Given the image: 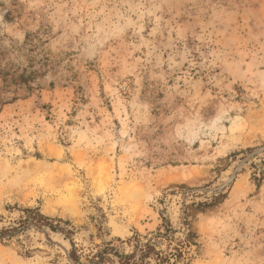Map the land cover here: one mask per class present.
<instances>
[{"label": "rangeland", "instance_id": "1", "mask_svg": "<svg viewBox=\"0 0 264 264\" xmlns=\"http://www.w3.org/2000/svg\"><path fill=\"white\" fill-rule=\"evenodd\" d=\"M263 146L264 0H0V264L163 226L190 264H264V153L204 192Z\"/></svg>", "mask_w": 264, "mask_h": 264}, {"label": "trees", "instance_id": "2", "mask_svg": "<svg viewBox=\"0 0 264 264\" xmlns=\"http://www.w3.org/2000/svg\"><path fill=\"white\" fill-rule=\"evenodd\" d=\"M210 204H203V206ZM201 206V207H203ZM25 218L22 224L29 222L41 228H47L52 232H63L58 226H53L49 218L42 216L37 210H24ZM60 222V221H58ZM164 233H158L152 239H145L135 236L130 241L132 245V253H119L110 243L91 252L86 256L89 264H190L188 252L186 249L196 245L193 240L195 234L187 232L184 239L177 238L174 229L163 226ZM3 232H6L5 230ZM3 232L0 233V239ZM163 248V249H162ZM70 258L77 261L79 256L75 252H71Z\"/></svg>", "mask_w": 264, "mask_h": 264}, {"label": "water", "instance_id": "3", "mask_svg": "<svg viewBox=\"0 0 264 264\" xmlns=\"http://www.w3.org/2000/svg\"><path fill=\"white\" fill-rule=\"evenodd\" d=\"M264 153V146L257 148L255 150H253L252 152H250L249 154H247L245 156V158H243V160H241L239 162V164L233 169V171L231 172V175L229 177V179L227 180V182H225L224 184H222L221 186L213 189V190H205L204 192H209V193H217L222 191L229 183L232 182V180L235 178L236 174L252 159H254L255 157L261 155ZM203 191V190H201Z\"/></svg>", "mask_w": 264, "mask_h": 264}, {"label": "bare ground", "instance_id": "4", "mask_svg": "<svg viewBox=\"0 0 264 264\" xmlns=\"http://www.w3.org/2000/svg\"><path fill=\"white\" fill-rule=\"evenodd\" d=\"M29 167L31 168L32 166H30L29 165ZM36 167H38V166H34V168H36ZM33 168V167H32ZM48 168V167H47ZM29 169V168H28ZM26 170V169H25ZM105 170V169H104ZM36 171V170H35ZM27 172V171H26ZM26 172H25V175H26ZM30 172V171H29ZM45 172V171H44ZM36 173V172H35ZM27 174H29V173H27ZM24 175V174H23ZM24 175V176H25ZM41 175V174H40ZM46 175V174H45ZM19 176H21L20 174H19ZM28 177V176H27ZM33 178V177H32ZM40 176L38 175V178H35V183L36 182H39V183H41V180H40ZM34 179V178H33ZM42 179H43V177H42ZM20 180V179H19ZM57 184V183H56ZM60 186V185H59ZM1 187V186H0ZM51 187V188H50ZM53 186H49L48 188H49V190L51 191V192H53L55 195H58L59 197L60 196H63V195H68V194H72V192H71V190L70 189H63L64 191H60V190H58V189H56V188H52ZM1 191H3V190H1ZM69 196V195H68ZM65 199V198H64ZM68 199V198H67Z\"/></svg>", "mask_w": 264, "mask_h": 264}]
</instances>
